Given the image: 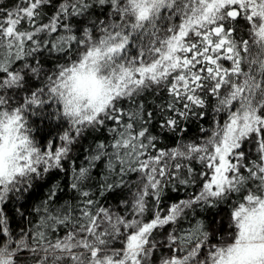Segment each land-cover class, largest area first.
<instances>
[{
	"label": "snow or ice",
	"instance_id": "obj_1",
	"mask_svg": "<svg viewBox=\"0 0 264 264\" xmlns=\"http://www.w3.org/2000/svg\"><path fill=\"white\" fill-rule=\"evenodd\" d=\"M0 264H264V0H0Z\"/></svg>",
	"mask_w": 264,
	"mask_h": 264
},
{
	"label": "trees",
	"instance_id": "obj_2",
	"mask_svg": "<svg viewBox=\"0 0 264 264\" xmlns=\"http://www.w3.org/2000/svg\"><path fill=\"white\" fill-rule=\"evenodd\" d=\"M5 2L8 3L9 6H11V0H5ZM217 219H219V218H217Z\"/></svg>",
	"mask_w": 264,
	"mask_h": 264
}]
</instances>
